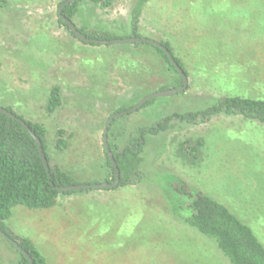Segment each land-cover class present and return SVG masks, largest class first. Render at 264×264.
Instances as JSON below:
<instances>
[{
  "label": "rangeland",
  "instance_id": "obj_1",
  "mask_svg": "<svg viewBox=\"0 0 264 264\" xmlns=\"http://www.w3.org/2000/svg\"><path fill=\"white\" fill-rule=\"evenodd\" d=\"M61 1H0V106L45 126L52 164L79 181L102 182L109 116L174 87L177 75L145 44L78 41L58 22ZM135 1L101 8L79 0L73 20L88 33L131 37ZM138 19L141 37L172 46L188 85L117 118L119 146L139 127L226 95L264 98V0H150ZM53 85L61 88L62 106L48 113ZM58 128L67 131V151L53 146ZM185 146L194 157L185 156ZM140 169L142 179L122 188L60 195L47 210L13 207L6 225L33 241L48 264H229L173 213L170 200L182 187L224 203L264 244L263 124L227 114L174 119L164 133L147 136ZM15 261V250L0 238V264Z\"/></svg>",
  "mask_w": 264,
  "mask_h": 264
},
{
  "label": "trees",
  "instance_id": "obj_2",
  "mask_svg": "<svg viewBox=\"0 0 264 264\" xmlns=\"http://www.w3.org/2000/svg\"><path fill=\"white\" fill-rule=\"evenodd\" d=\"M0 1H2V5L8 4V0ZM64 1L65 0H62L59 6ZM90 1L101 8H109L113 5L115 0ZM149 1L150 0L135 1L131 11V26L133 29V34L131 36H140L136 32L138 18L146 3ZM78 2L79 1H76L66 5L62 11V14L73 22V17L78 11ZM184 18L185 20L182 22L187 24L190 18L188 15H185ZM58 22L69 29L67 24L59 17ZM78 28L88 38L99 40L114 39L106 32L88 33L84 29ZM69 31L78 41L87 43L78 39L70 29ZM161 43L168 48L175 61L188 76V71L184 67L181 59L176 56L172 46L168 42ZM89 44L96 45L93 43ZM138 44L140 43H134V45ZM142 44L153 47L161 55L168 68L177 75L175 85L172 88L181 86L182 78L163 50L146 42ZM164 89L165 87L161 90ZM167 89L170 88L167 87ZM153 101L155 100L153 99L146 102L142 108L148 106ZM61 106V88L58 85H53L49 89L45 106L46 110L48 113H54ZM2 107L17 114L10 106ZM128 108L129 107L119 109L117 112ZM219 114L236 115L245 120H254L264 125V98L231 94L196 111L167 115L150 126L139 127L133 134L128 136L122 147L116 143L117 135L114 132V126L116 125L117 119H115L109 127L108 138L110 142L108 145L119 169L120 181L115 188L111 189L122 188L142 179L140 165L148 135L156 136L164 133L171 128V122L174 119L194 123L197 121H207L211 119V117L218 116ZM17 115L29 124L31 129L41 140L49 164L50 176L43 164L38 145L31 134L17 120L0 112V228L9 237L16 240L30 255L32 264H48L46 257L33 241L29 238L14 234L6 225V220L11 217L12 208L21 206L29 210L51 209L57 205L60 195H71L95 190L86 189L60 192L55 189V186L102 182L112 183L115 179L114 168L103 147L105 155L104 167L107 171L105 179H103L102 182L79 181L69 172L62 169L58 164H52L48 151L49 146L45 126L39 122L27 120L19 114ZM112 138L114 142H112ZM53 146L60 152L68 150V134L65 129H56ZM182 150L187 157H194L193 153L196 151L189 146H185ZM170 201L173 205V213L176 214L184 224L194 229L204 239L213 243L229 264H264L263 242L260 240L259 236L256 235L257 233L255 234L252 227L240 219L224 203L208 194L192 192L182 187H177L176 196H172V200ZM0 238L2 237L0 236ZM3 240L15 250L16 261L13 264H29V260L21 252L17 251L7 240Z\"/></svg>",
  "mask_w": 264,
  "mask_h": 264
},
{
  "label": "water",
  "instance_id": "obj_3",
  "mask_svg": "<svg viewBox=\"0 0 264 264\" xmlns=\"http://www.w3.org/2000/svg\"><path fill=\"white\" fill-rule=\"evenodd\" d=\"M76 1H79V0H65L58 8V17L60 19H62L67 24V27L75 34V36L78 39H81L87 43L102 44V45L119 44V43H139V42H146V43H149L151 45H154V46L160 48L161 50H163V52L168 56V58L170 59V61L172 62V64L175 66L178 73L180 74V76L182 78V84H181V86L176 87V88L152 92V93L142 97L132 107H130L126 110H123V111L113 113L112 115L109 116V118L107 119L105 126L103 128V147H104V150L106 151L107 156L110 159L112 166L114 168L115 179L112 183L102 182V183H92V184H75V185H69V186H55V189L60 191V192L79 191V190H86V189H111V188H115L119 184V181H120V172H119L117 164L113 158L112 152H111L109 145H108L107 134H108V129H109V126L111 125V123L119 117H122V116H125V115H128L130 113L137 111L146 102H148L154 98L167 97V96L173 95L175 93L182 92L187 88V85H188L187 75L185 74L183 69L178 65V63L175 61L174 57L172 56V54L170 53L168 48L165 45H163L161 42H158V41L153 40V39L145 38V37H128V38H122V39L118 38V39H111V40H99V39H95V38L86 37L79 30V28L75 25V23L73 21L69 20L68 18H66L62 14L63 8L66 5L73 3V2H76ZM0 112L6 114L7 116H9L12 119L17 120L31 134V136L34 138V140L36 141V143L38 145L39 153H40V156L42 158L43 164L46 168L48 175L50 176L49 164L47 162V158L45 156V152L43 150L41 140L35 134V132L31 129L29 124H27L25 122V120L20 118L17 114H15L14 112H12V111H10V110L2 107V106H0ZM0 236L3 237L5 240H7L17 251L21 252L29 260V264H32L30 255L13 238L9 237L5 232H3L1 230V228H0Z\"/></svg>",
  "mask_w": 264,
  "mask_h": 264
},
{
  "label": "flooded vegetation",
  "instance_id": "obj_4",
  "mask_svg": "<svg viewBox=\"0 0 264 264\" xmlns=\"http://www.w3.org/2000/svg\"><path fill=\"white\" fill-rule=\"evenodd\" d=\"M76 25V24H75ZM131 37H137V36H131ZM138 37H141V36H138ZM124 38H128V37H124ZM116 39H118V38H116ZM119 39H122V38H119ZM139 43H143V42H139ZM134 44V43H133ZM170 89H172V88H170ZM162 91V90H161ZM157 92V91H156ZM132 107V106H131ZM130 108V107H129ZM126 110V109H125ZM123 111V110H122ZM110 127V126H109ZM108 131H109V129H108ZM107 139H108V134H107ZM92 184V183H91ZM3 238V237H2ZM4 239V238H3ZM16 241V240H15ZM17 242V241H16ZM18 243V242H17Z\"/></svg>",
  "mask_w": 264,
  "mask_h": 264
}]
</instances>
